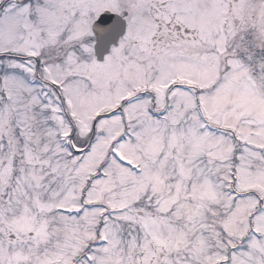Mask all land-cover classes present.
<instances>
[{"label": "snow or ice", "instance_id": "snow-or-ice-1", "mask_svg": "<svg viewBox=\"0 0 264 264\" xmlns=\"http://www.w3.org/2000/svg\"><path fill=\"white\" fill-rule=\"evenodd\" d=\"M0 264H264V0H0Z\"/></svg>", "mask_w": 264, "mask_h": 264}]
</instances>
